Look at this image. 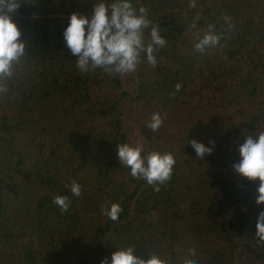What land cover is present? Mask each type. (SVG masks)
<instances>
[{"label": "trees", "instance_id": "trees-1", "mask_svg": "<svg viewBox=\"0 0 264 264\" xmlns=\"http://www.w3.org/2000/svg\"><path fill=\"white\" fill-rule=\"evenodd\" d=\"M37 3H22L13 17L29 46L0 95V264H111L129 245L169 264L189 248L198 264H264L259 180L233 168L247 136L264 130V0H196L195 8L133 0L166 45L156 48L155 67L141 53L124 76L81 72L66 47L71 14H90L94 0ZM209 24L222 39L198 52ZM155 112L166 116L157 133L145 126ZM193 139L211 154L198 157ZM121 143L143 144L144 156L174 154L159 192L121 164ZM73 180L80 197L66 187ZM57 194L70 196L67 213L53 203ZM117 202L112 221L105 210Z\"/></svg>", "mask_w": 264, "mask_h": 264}, {"label": "clouds", "instance_id": "clouds-1", "mask_svg": "<svg viewBox=\"0 0 264 264\" xmlns=\"http://www.w3.org/2000/svg\"><path fill=\"white\" fill-rule=\"evenodd\" d=\"M37 4V0H0V95L9 91V81L18 74L22 58L28 51V41L22 39V32L13 19L21 4ZM190 7H196V0H190ZM198 19V16L197 18ZM226 22L230 18L226 17ZM196 27L195 21L191 25ZM150 39L145 42V31ZM215 25L209 24L207 31L195 44L198 52L205 51L210 46H216L222 39V34L214 32ZM64 41L67 49L76 57V67L81 72L102 69L108 75L124 76L136 71L141 53H146L147 61L153 67L157 65L154 54L157 47H164L166 39L161 35L159 24H153L149 18L146 6H134L133 0H94L90 14L73 12L69 23L64 29ZM180 91L181 84L175 85ZM174 95V94H173ZM166 119L165 115L155 112L145 126L157 133ZM197 156L211 154L212 149L206 148L202 142L191 140ZM143 144L121 143L118 145V157L121 164L130 168V174L143 178L154 191H160V185L171 179L175 156L172 152L161 153L152 151L143 155ZM241 159L233 165L237 173L251 181L259 180L257 189V204H264V130L256 135H248L239 146ZM69 187L72 197L82 195V185L73 180ZM69 195L57 194L53 203L62 213H67L71 206ZM122 212L121 205L112 203L105 214L112 221H118ZM255 238L264 245V211H261L256 224ZM196 251L189 248L181 264H198ZM100 264H109L107 258ZM111 264H169L162 255L151 251L149 259H144L135 253V246L118 248L112 253Z\"/></svg>", "mask_w": 264, "mask_h": 264}]
</instances>
